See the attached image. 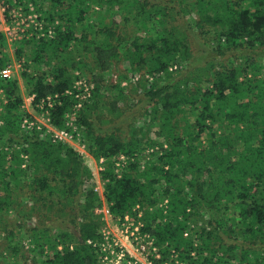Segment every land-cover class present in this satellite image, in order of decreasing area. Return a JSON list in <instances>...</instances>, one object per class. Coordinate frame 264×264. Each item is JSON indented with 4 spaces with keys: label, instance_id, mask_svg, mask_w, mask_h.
Segmentation results:
<instances>
[{
    "label": "trees",
    "instance_id": "obj_1",
    "mask_svg": "<svg viewBox=\"0 0 264 264\" xmlns=\"http://www.w3.org/2000/svg\"><path fill=\"white\" fill-rule=\"evenodd\" d=\"M26 1L58 26L17 41L18 77L0 78V256L101 264L87 243L100 238L95 210L135 218L139 205L157 264L170 250L187 264H264V0ZM81 78L93 90L77 124L105 159L102 199L89 159L20 127L24 97L57 94L49 116L63 128ZM121 116L124 128L111 123Z\"/></svg>",
    "mask_w": 264,
    "mask_h": 264
},
{
    "label": "built area",
    "instance_id": "obj_2",
    "mask_svg": "<svg viewBox=\"0 0 264 264\" xmlns=\"http://www.w3.org/2000/svg\"><path fill=\"white\" fill-rule=\"evenodd\" d=\"M57 26V21L53 23L46 21L42 13L37 11L35 5L30 1L0 0V33L3 35L4 39L9 42L31 38L37 40L51 39L56 33ZM20 65L19 62H14V64L9 63L0 70V78L3 80L13 79L14 74L19 73ZM122 85H125V83H122ZM92 90L93 85L86 79L81 78L73 83V88L71 90L65 92V95L73 97L76 102L72 105L70 111L65 114L64 127L61 129L53 127L49 116V111L54 106L58 95L55 94L40 99L34 107H32V104L36 98L35 94L27 95L24 97L22 105V110L27 116L23 118L20 127L23 131L29 132L35 130L37 132H43L49 136L53 144L70 146L80 158L89 159L91 162L96 163V165L98 164L97 174L99 175V173L103 171L102 164L105 162V159L101 158L96 161L92 158L86 143L82 140L81 132L77 124L78 111L81 109L83 102L90 98ZM1 94L0 91V98ZM33 111L35 113H33ZM154 151L158 152V148L149 149L146 151V154H150ZM126 163L127 157L123 155L119 156V160L115 163L116 172L118 173L120 167ZM94 191L99 196H102L103 189L100 191L95 187ZM165 204L166 201L161 203L160 207H164ZM102 208L104 209V205ZM102 208L97 209L96 212L102 211ZM133 211L136 213V219L125 216L122 220L123 223H128V221L131 222L129 223V227L121 231L120 236L122 240L119 239L120 236L119 238L110 237V232L103 229L100 230V238L97 242H87L88 244L98 247L101 264H157L156 261L161 260V254L158 252L154 238L150 234L142 231V212L139 205H136ZM106 213V218H109L110 215L107 210ZM129 230L131 231L128 232ZM123 241H128L130 246H125V243L122 245ZM118 243L122 246H119ZM191 255L193 256V254ZM161 264L187 263L180 261L178 259V254L170 250L168 258L162 261Z\"/></svg>",
    "mask_w": 264,
    "mask_h": 264
},
{
    "label": "rangeland",
    "instance_id": "obj_3",
    "mask_svg": "<svg viewBox=\"0 0 264 264\" xmlns=\"http://www.w3.org/2000/svg\"><path fill=\"white\" fill-rule=\"evenodd\" d=\"M3 42H4V53H6L7 55H8V57H9V59L11 60V62L10 63H13L14 64V62H16L15 60H14V58H13V52H14V50H15V45L17 44V41L16 42H9V41H7L6 39H4L3 40ZM195 45V44H194ZM193 47V46H192ZM194 48H196L195 46H194ZM263 60H264V58H263ZM78 74V72H75V74ZM18 77V73H15L14 74V78H17ZM85 79V78H84ZM87 79V78H86ZM112 80H115V75H113L112 76ZM138 105L139 104H137L136 106H133V108H132V110L134 109V108H138ZM131 111V110H130ZM130 111H128V114L130 113ZM127 114V113H126ZM110 119V118H109ZM122 120H123V116H121L120 118H113V120H112V124H115V125H118V126H121V127H123L124 128V123H122ZM90 165V169H91V171H92V173H93V175H94V181H95V187H97V189L98 190H100V191H102V183H101V181H99V179H98V164L96 165V163H91V164H89ZM98 166V167H97ZM102 196H100V198H101ZM164 203V202H163ZM104 205V204H103ZM166 205V204H165ZM103 209V208H102ZM104 210V211H103ZM102 211H97L96 212V210H95V212L97 213V215H100L99 217H100V219H101V222H102V226H101V230H103V229H105V230H107V231H109L110 232V237H113V238H119V236L121 235V231L122 230H125V228L126 227H129V223H131L130 221H128V223H123L122 222V220L123 219H112L111 217H109V218H106V216H107V213H106V210H107V207L104 205V209H103ZM141 218H142V216H141ZM136 219V218H135ZM123 224V225H122ZM131 229H132V227H131ZM131 230H129L128 232H130ZM3 237H4V233H1L0 232V250H1V248L3 249V247L4 246H2L3 245ZM120 240H122V237L120 236V238H119ZM125 243V246H127V247H129L130 245H129V242L127 241V242H125V241H123L122 242V245ZM118 245L120 246L121 244L120 243H118ZM121 245V246H122ZM24 247H26V245L24 244ZM26 249V248H25ZM126 249V248H125ZM128 249V248H127ZM8 256L6 255V254H2L1 256H0V260L4 263V264H11V262H12V260H11V258L10 259H8L7 258ZM6 260V261H9L8 263H5L3 260ZM22 264H24V263H22ZM25 264H29V263H25Z\"/></svg>",
    "mask_w": 264,
    "mask_h": 264
}]
</instances>
